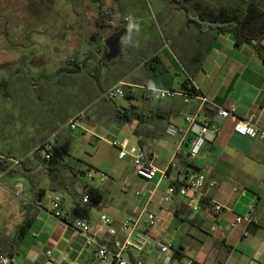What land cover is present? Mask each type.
Segmentation results:
<instances>
[{"label": "crops", "instance_id": "obj_1", "mask_svg": "<svg viewBox=\"0 0 264 264\" xmlns=\"http://www.w3.org/2000/svg\"><path fill=\"white\" fill-rule=\"evenodd\" d=\"M201 1L175 0L173 3L178 6H169L173 11L164 20L163 31L168 42L165 47L171 52L162 49L154 55L166 69L165 73L152 74L145 66L148 60L143 59L139 65L140 83H133L127 77L113 82L108 90L120 85L132 88V99L124 98L125 103H120L101 97L98 107L102 111L96 119L85 114L77 129L80 137L58 135L59 139L68 140L62 144L56 141L57 153L52 154L51 159L55 163L46 170L36 168L33 160L31 167L19 168L20 174H10L1 168V175L10 179L7 183L10 186L6 185L9 190L25 197L16 219L7 216L2 221L0 217V253L9 255L13 264H94L96 248L87 247L88 236L75 230L74 222L87 219L92 227L89 235L107 241L110 238L106 227L102 226L101 216L111 218L112 226L119 230L124 221L137 217L144 208L156 216L151 236L179 251L165 259L153 248L142 255L147 261L180 264L190 259L193 264H264V139L238 136L233 124L226 121L217 139L206 144L199 157L193 158L190 155L191 134L171 137L166 132L169 124L185 129V117L194 113H199L203 121L212 122L219 108H235L240 118L264 129V63L253 45L236 46L233 34H218L208 27L201 33L198 27L187 22V11L197 20L201 15H206L208 20L218 17L241 20L249 2L217 0L219 4L215 5L214 0H205L206 4L202 6ZM257 3L255 5L264 14V0ZM220 12L222 16H219ZM130 34L136 35V31L129 33L127 41ZM126 42L118 56L121 59L130 54L128 51L125 55ZM260 44L264 46V39ZM76 60L79 65L87 64V60ZM70 62L61 69L63 72L74 71ZM176 78L179 79L177 86L168 88L187 93L183 84L190 81L199 95L209 102L203 105L199 97L152 100L155 88L170 86ZM124 110L130 114L126 120L119 116ZM135 114L142 117H133ZM92 120L96 123H91ZM102 134L115 139L110 142ZM124 140L145 150L153 160L158 172L151 182L136 174L130 157L120 159L116 148L118 155L113 154V165L98 158L97 141L112 145ZM91 144L94 149L88 152L87 146ZM39 157L46 155L41 153ZM58 160L73 163L74 174L62 170L57 165ZM90 171L104 175V179H90ZM163 172L167 179H161ZM80 173L89 181L81 180ZM28 174L35 176L34 188L25 178ZM198 174H204L209 182L216 184L214 188L206 186L204 199L196 201L176 193L170 202H165L164 198L175 183L179 185ZM57 180H63L69 189L48 193L62 198L63 220L51 216V206L46 198L39 200L36 197L38 190H47ZM87 185L103 192L102 203L83 202ZM0 186H4L1 181ZM150 188H154L155 193L149 201L147 190ZM212 204L221 205L223 212H217ZM252 205H255L258 224L233 229L231 225L236 216L247 215ZM21 226L26 228L24 235H21ZM118 239L123 241L124 238L119 235Z\"/></svg>", "mask_w": 264, "mask_h": 264}, {"label": "rangeland", "instance_id": "obj_2", "mask_svg": "<svg viewBox=\"0 0 264 264\" xmlns=\"http://www.w3.org/2000/svg\"><path fill=\"white\" fill-rule=\"evenodd\" d=\"M174 1L0 0V16L5 17V21L0 19V32L4 30L13 45H23L21 49H9L6 44L4 55L0 52V69L5 71L1 75L8 81L6 93L0 88V158L19 160L18 168L24 169L31 167L32 160L36 162V168L42 170L52 166L53 159L45 162L42 157L38 158L41 153L46 154L38 149L47 143H66L68 139H59L61 135L80 137L79 130L73 131L68 126L70 118L84 113L96 119L95 116L102 111L98 107L101 99L106 100L104 91L121 77L140 83L141 60H150L157 51L166 49L168 42L163 25L173 11L169 6H178ZM204 2L200 4L204 6ZM212 3L219 4L217 0ZM101 8L109 13L113 29L104 28L99 23ZM128 16L139 25V30L127 29L136 31L125 45V55L130 53V59L117 57L108 60L105 41L116 29L125 24L128 27ZM28 55L31 59L26 58ZM74 58L88 60L85 72L68 74L61 70ZM15 69L17 73H14ZM132 70L134 72L130 73ZM178 81L176 78L168 82L170 86L159 85L154 90H170L172 88L168 87L177 86ZM124 88L125 92L132 93V88ZM118 100L125 103L123 99ZM91 123L96 122L92 120ZM102 135L110 142L115 139ZM97 142L98 158L113 165V154L118 155V152L110 144ZM93 149V144L87 146L88 152ZM57 165L74 174L73 163L58 160ZM78 177L89 181L83 173ZM0 181L4 184L0 186L1 220H6L7 216L16 219L25 197L9 190L6 185L10 186L7 184L10 179L1 175V165Z\"/></svg>", "mask_w": 264, "mask_h": 264}, {"label": "built area", "instance_id": "obj_3", "mask_svg": "<svg viewBox=\"0 0 264 264\" xmlns=\"http://www.w3.org/2000/svg\"><path fill=\"white\" fill-rule=\"evenodd\" d=\"M126 23H129L128 20H126ZM129 30H132V28H129ZM187 83L188 88L194 87L190 81ZM152 92V100H172L176 97H184L188 100L190 98L199 97L203 105L209 102L204 96L190 94L189 92L184 93L174 89L153 90ZM125 95V88L120 85L109 89L105 93V98L114 101L124 99ZM84 118L85 114L80 113L69 121L68 126L73 131L77 130ZM184 121L186 123L185 129H180L173 124H169L166 132L167 135L171 137H175L179 134H191L193 139L191 142L190 155L193 158L199 157L205 145L213 143L217 139L220 128L226 121H230L233 124L234 133L238 136L251 137L259 140L264 139V129L257 127L249 120L240 118L237 115L235 108H219L212 122L203 121L199 113H194L185 117ZM45 145L46 150L44 152L46 153V158L50 159V155L55 150L54 145L51 143ZM112 146L118 150L120 159H124L125 157L131 158L133 169L138 176L142 177L147 182H151L156 176L158 169L153 165V160L145 150L137 146H131L127 140H124L121 143L113 142ZM12 162L14 165L20 164L19 160H14ZM88 176L90 179L97 177L102 180L104 179V175H99L93 171H90ZM161 179H167V174L165 172H163ZM206 186L214 188L216 184L212 181L209 182L207 176L204 174H198L195 178L184 182L179 190H175V188L172 187L169 190L168 196L165 197L164 200L165 202H170L172 196L177 193L181 196H190L193 200L200 201L205 198L204 190ZM154 193V188L147 190L149 201ZM45 198L50 203L51 216L55 219L63 220L65 218V213L62 198L59 195L52 193L46 194ZM83 202H90V198L84 196ZM211 207L219 213L224 210L221 205L213 206L212 204ZM254 209L255 205H252L247 215L236 216L231 227L234 229L241 225H257L258 219L254 215ZM100 220L102 226L106 227L110 240L102 241L90 236L89 234L92 233V227L89 221L85 218L76 220L73 224L75 230L88 236L86 240L87 247L94 246L96 248L94 264H157L155 260H145L142 255L149 250L156 248L158 250V255L161 258L170 259L179 252L172 245L165 244L160 239H155L151 236L150 233L156 225V216L149 212L147 208H144L142 213L137 217H131L124 221L119 230L112 226L111 218L101 216ZM142 224H144V228H142ZM119 235L123 236V241L118 239ZM48 255H50V253H48ZM0 264H13V262L7 255L0 253ZM180 264H193V261L187 259Z\"/></svg>", "mask_w": 264, "mask_h": 264}, {"label": "trees", "instance_id": "obj_4", "mask_svg": "<svg viewBox=\"0 0 264 264\" xmlns=\"http://www.w3.org/2000/svg\"><path fill=\"white\" fill-rule=\"evenodd\" d=\"M256 2L259 3V0H253L248 3L247 8H246V15L244 16V18L241 17V20H239L237 17L229 18L227 20H222L221 17H218V19H215V20H210V19L208 20L206 15H201L200 20L198 19L199 20L198 21L196 18L192 17V14L190 11H187V22L194 24L196 27H198V30L201 33L205 31L204 27H208V29H213L218 34H223V33L233 34L235 36L236 46H240L242 44L253 45L259 58L264 63V46L260 44V42L264 39V14H262L259 11L257 5H255ZM219 16H222L221 12ZM108 17H109V13L105 12L103 8H101L99 12V18H98L99 23L104 28L105 27L114 28V25L111 23V20ZM125 26H122L116 29L113 34L124 30V28L128 29L126 24ZM255 42L256 44H254ZM107 52L108 50L106 49V53ZM70 64L74 68V71L69 72L70 74L80 73V71L86 68V66L84 65L83 66L79 65L76 59L75 60L72 59ZM145 66L152 74H155V75L163 74L166 72V69L163 66H161V64H159L156 57H153L150 60H148L145 63ZM187 82L183 84V87L187 90V92H189L190 94L199 95V92L194 87L188 88ZM5 89H7V87H5ZM132 97L133 95L131 92L129 91L126 92V95H125L126 99H132ZM128 112L129 111H126V110L121 111V113L119 114L120 118L123 120L130 118L129 116L130 114ZM133 117L139 118L142 116H140L139 114H135ZM38 150L40 152L45 151L46 150L45 145L40 147ZM53 153H57V151L54 150ZM50 156H51L50 159H47L45 157L43 158V160L45 162H50L52 159V154ZM0 165L2 169H4L10 174H20L18 165H14L12 161L0 158ZM34 177L35 176H30L29 174L25 175V178L29 180L33 188H34V179H35ZM182 184L183 183L178 185V183H175L174 184L175 190H179ZM61 188H64L66 191L69 189L63 180H57L54 183H52L51 186L47 190H38L36 193V197L39 200L43 199L45 198L48 192H56V191H59V189ZM85 195L88 196L90 198V201L95 205L102 203V201L104 200L103 192L89 185L86 186ZM201 203H204V202H201ZM204 205L206 207L208 206L207 203H204ZM28 222L29 221H27V223ZM25 231H26V228L24 226H21L20 228L21 235L22 234L24 235ZM177 254H179V252ZM7 256L10 257L9 255Z\"/></svg>", "mask_w": 264, "mask_h": 264}, {"label": "water", "instance_id": "obj_5", "mask_svg": "<svg viewBox=\"0 0 264 264\" xmlns=\"http://www.w3.org/2000/svg\"><path fill=\"white\" fill-rule=\"evenodd\" d=\"M128 37L129 32L125 29L117 32L115 35L106 40L105 44L109 50L108 60L115 59L119 56Z\"/></svg>", "mask_w": 264, "mask_h": 264}, {"label": "flooded vegetation", "instance_id": "obj_6", "mask_svg": "<svg viewBox=\"0 0 264 264\" xmlns=\"http://www.w3.org/2000/svg\"><path fill=\"white\" fill-rule=\"evenodd\" d=\"M0 19H3L5 21V17L4 16H0ZM0 34H1V36H0V40H1L0 41V52H1V54L4 55V51L6 50V44H8V46H10L9 49H11L13 47H15V49L23 48V45H20L19 43L16 44V45H13L12 42L8 39L7 33L4 30L1 31ZM115 34H113V35H115ZM29 56L30 55H28L26 58H29ZM29 59H31V58H29ZM2 73H5V71L0 69V88L3 91L5 90V92H6L7 89H5V87H8V81L6 80V78L4 76L1 75ZM9 73L11 74V72H9ZM14 73H17L16 69H15Z\"/></svg>", "mask_w": 264, "mask_h": 264}, {"label": "clouds", "instance_id": "obj_7", "mask_svg": "<svg viewBox=\"0 0 264 264\" xmlns=\"http://www.w3.org/2000/svg\"><path fill=\"white\" fill-rule=\"evenodd\" d=\"M126 19H128V21H129V28H133L134 27L137 30H139V25L132 22V16H128V17H126Z\"/></svg>", "mask_w": 264, "mask_h": 264}]
</instances>
